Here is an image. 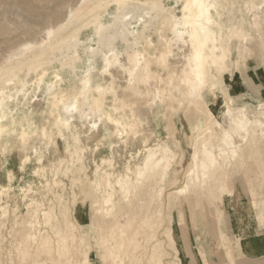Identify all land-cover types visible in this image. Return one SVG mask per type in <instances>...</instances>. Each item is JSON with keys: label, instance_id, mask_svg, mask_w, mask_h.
<instances>
[{"label": "rangeland", "instance_id": "obj_1", "mask_svg": "<svg viewBox=\"0 0 264 264\" xmlns=\"http://www.w3.org/2000/svg\"><path fill=\"white\" fill-rule=\"evenodd\" d=\"M110 1V14L106 16V21L111 20V14L117 7ZM78 2L0 0V73L4 72V67L44 48L49 41L48 35H45L49 27L56 31L69 13L77 9ZM255 2L263 5L258 9L260 12L249 11V0L223 1L220 13L211 8L215 18L224 24L221 34H229V37L222 39L216 52L220 54L224 49L218 63L211 61L212 55L208 57L203 83L194 90L192 84L197 80L193 74L185 72L192 44L186 36L185 41H174L169 48L164 47L156 29L158 10L149 11L143 25H139L137 19L133 20L139 29L147 21L156 22L138 45L148 65V72L142 76L131 79L129 70L133 65L126 50L127 44L121 39L113 43L121 51V61L108 71L102 72L105 66L102 58L99 55L94 57L93 88L87 94L79 92L82 84L72 68L89 67L83 48L79 52L84 59L75 65H63L62 59H58L45 66L43 73L39 70L28 74L25 69L17 73L14 85L23 90L18 95L12 91L15 97L9 100L8 115L2 122L6 126L0 130L2 201L8 194L10 196L6 216L11 215L17 205L24 204L21 195L29 185L37 191L32 195L41 200L45 196L43 200L48 206L47 198L52 191L60 189L57 182L63 180L61 182L66 181V188L62 198L71 222H67L69 224L61 242L65 251L58 258L57 255L50 258L48 253L57 246L54 239L47 242L38 254L34 253L33 244L37 240L33 241L34 238L24 242L23 247L16 248L22 233L14 230L11 235L8 232L10 223L6 222L1 229L5 239L0 242V264H84L86 253L89 254L90 264H102L105 260L108 264H176L178 259H185L183 264H189V261L191 264H264V141L258 145L259 152L249 147L245 140L240 142L244 147L243 156L228 168L225 179L231 193L219 189L214 196L203 194L194 202L191 189L187 188L186 193L176 192L178 188L185 187L190 178L187 171L192 166L191 155L197 147L195 143L203 138L214 141L225 129L233 128L229 116L222 112L225 106L231 110L247 108L248 112L264 107L262 86L257 85L264 81V1ZM163 4L172 7L178 16L183 15L182 1L163 0ZM92 33L93 28H85L80 37L86 45L97 46V36L93 40L87 39ZM163 34L171 35L168 27L164 28ZM27 45L30 48L18 54ZM206 50L211 52L208 48ZM23 79L26 82L24 86L21 83ZM51 83L61 86L65 96L54 97L49 92ZM98 85L103 90H98ZM71 94L76 95L79 107H65ZM220 95L222 101L219 100ZM82 113L87 116L83 117ZM65 116L70 119V128L78 130L79 134L83 132L80 138H84L81 144L88 174L92 175L95 162L103 158L111 159L114 171H123L128 162L134 164L141 159L147 142L157 141L174 152L172 163L182 160L181 168L168 182H163L161 195L155 194L157 189L148 195L149 199L139 194L142 188L135 197L133 193L138 207L132 213L121 216V226L112 229L92 219L95 215L90 206L92 199L84 192L90 187L85 186L84 189L80 184L71 187L65 174L64 170L68 172L72 169L69 168L71 159L63 152L66 141L59 133L60 127L68 136V130L61 124V118ZM261 119L264 121L263 116ZM61 157L65 158L62 165L56 163ZM51 163L54 170L49 166ZM55 170H63L64 174L58 172L57 177L52 176ZM54 178L61 179L55 181ZM48 183H53V186ZM48 186H51V191ZM5 187L9 188L8 192L3 191ZM151 195L156 197L150 198ZM219 196L221 199H216ZM55 208L56 214L59 207ZM110 208H115L113 211L117 209L116 206ZM148 213L151 214L148 220L139 219ZM53 219L41 218L39 230L42 234L50 230V224L55 222ZM126 219H131V223H126ZM150 225L156 226L153 229ZM168 230H171L174 241L169 237ZM149 234L154 236L151 241ZM157 241L161 242V246L153 250ZM29 245L33 249H29ZM68 245H73L72 251L68 250ZM26 247H29L27 252L24 251Z\"/></svg>", "mask_w": 264, "mask_h": 264}, {"label": "bare ground", "instance_id": "obj_2", "mask_svg": "<svg viewBox=\"0 0 264 264\" xmlns=\"http://www.w3.org/2000/svg\"><path fill=\"white\" fill-rule=\"evenodd\" d=\"M112 1L117 5V7L115 12L111 14V20L106 21V16L110 14L108 11V7L111 3L110 0H79L77 9L71 11L69 15L67 14V18L65 17L66 19L62 22V24H60L56 31L51 28L52 26L49 27L47 34H45L48 35L49 41L46 40L48 43L46 42L47 44L44 48L37 52L34 51V54L24 60L20 58V60L16 61L13 65L6 68L4 67V72L0 73V130L6 126V124H2V122L8 115L7 109L9 107V100L15 97L13 96L12 91L14 90L15 95H18L23 90V88H18V86L14 84L16 82V77H18L17 73L24 69L28 74L31 71L38 72L39 70L43 73L45 71V66L58 59H62L63 65H75L84 59L79 52V49L83 48L90 63L89 67L78 68L77 66H74L72 68L76 78L82 84L79 92L87 94L93 88L92 82L94 80V71L96 68L95 65H92V63H95L93 62L94 57L99 55L105 64L102 72L108 71L111 66L121 61V51L113 46L114 41L121 39L127 44L126 50L129 53V59L133 65V67L129 70L131 79H135L138 76L146 74L148 72V65L145 62L146 57L141 51H139L138 45L141 44L140 39L143 38L146 31L150 27L156 25L155 21L158 22L156 29L159 33V41L160 43L162 41V45L164 47L169 48L171 43L174 41H185L186 36L189 38L193 50L190 55L189 62L185 67V72L187 74H193L197 80L195 84H192L193 90L197 87V85H201L203 83L202 79L205 71V65L209 62L208 57L212 55L210 58L211 61L218 63L222 52H224L223 49L220 54L216 53L218 48H220L222 39H227L229 34H221L223 33L222 29L224 24L215 18L211 8H215L216 12L220 13V8L222 6L221 3L226 0H177V2L182 1L183 3V7L181 9L183 15L181 16L175 14L172 7L165 6L163 4V0ZM263 1L264 0H262V2ZM216 3H218V5H216ZM249 4L251 5L249 6V11L255 10L256 13L257 10L263 6L262 4H257L255 0H249ZM152 10H158V14L156 15L157 20L154 22L147 21L143 28L139 29V25H143L142 22L145 21V16ZM258 11L260 12V10ZM134 19H137V22H140L139 25L135 26L133 24ZM90 27L93 28V33L89 34L87 39L93 40L95 39L94 37L97 36V46L86 45L85 40H82L80 37L83 29ZM167 27L171 31V35L169 36L163 34L164 28ZM45 39L46 38H44V40ZM29 48L30 45L25 46L23 49L19 50L18 54L24 53ZM34 48L35 47L32 49ZM206 48L211 50V52L208 53ZM13 57H16V55ZM25 57H27V55ZM189 80L190 79L187 81ZM21 83L24 86L26 83L25 79L21 80ZM12 87H14V89H12ZM97 89L100 91L103 90L101 85H98ZM49 92H51L54 97L65 96V92L62 87L55 86L53 83L49 84ZM193 94L194 91L191 95ZM222 99L223 98L220 95L219 100L222 101ZM79 103L80 102L76 98V95L71 94L67 98L65 107L68 106V108H76L80 106ZM222 112H225V115L229 116L233 123V128L225 129L222 133L215 137L214 141H210L208 138H203L195 143L197 147H195V150L191 155L192 166L187 171V176L190 178H188L185 187L178 188L176 190L177 193H182L187 191V188L191 189L193 192L192 199L194 202L203 194H213L212 196H214L215 192L217 190L219 191V189L224 191L227 190L228 193H231L229 192L230 190L227 189L228 183L226 184L225 179L227 177L228 168L233 166L243 156L242 150L244 147L241 146L243 143L240 142L245 140L246 144H250L249 147L251 146L256 152H259L258 145L261 141H264V121L261 119V116L264 117V107L258 109L255 108L248 112L247 108L231 110L229 107L225 106ZM82 116L86 117L87 115L82 113ZM61 120V124H63L69 132L68 136L64 131H62V129H60V124L57 126L59 127L61 138L66 141V147L63 152H65L69 157H67L68 159H71V166H69V168H72L71 170L67 168L69 169L68 172L67 170H64L66 168L63 170L66 171L65 174L72 185L71 187L77 184H80V186L83 185L84 189L85 186L90 187L89 189L83 190L86 194L85 196L88 198L91 197L90 199H92L90 206H92L94 211L93 214H95L92 219L101 222L104 225L107 224L108 227H111L112 229H114V227L121 226V216L127 215L128 212L132 213L136 206L138 207L136 201L132 197L133 193L135 197L139 189L142 188V192L139 194H141L142 198H144L148 197V195L157 189V193L155 194L161 195L164 189L162 187L163 182H168L170 177L173 174H176L181 168L182 160L172 163L174 152L169 146L157 141L156 143L150 144L147 142L145 144L146 152L142 155L141 159L134 164L128 162L127 166L125 165V169H122L123 171H114L111 159L103 158L99 162H95L92 175L88 174L84 161V147L82 145L84 138H80L82 131L79 134L78 130L70 128L72 125H70L69 117L65 116L64 118H61ZM94 124L96 123L94 122ZM63 158L61 157L57 160V162L55 160V162L57 164L59 162L60 164L63 162ZM256 164L258 165V163ZM49 166L51 167L52 163ZM55 169L57 168L55 167ZM62 171L55 170L52 176H55L58 172L62 173ZM55 177H57V175ZM186 177L185 181L187 179ZM59 179L61 178H58V180ZM56 180L57 179H55V181ZM61 181L57 182L60 185V189H56L58 191H52V195L47 198L48 202L46 203H48V206H46L43 200L45 196L43 194H41V196H44L43 198L40 196L43 201L40 198H36V196L32 194H35L37 191L35 192L29 185V187L26 188L21 195V201H25L24 204L17 205V207L13 210V213L9 216L6 215L9 213L8 198L10 196L8 194L5 198L6 200L2 201L3 192L0 191V242L5 239L4 232L1 231V229L5 226V224H7L6 222L9 221L11 227L8 232L11 233V235L14 230L15 232L17 230V232L22 233L21 239L17 238L19 240L18 242L15 240L18 246L16 248L19 249L23 247L24 242L34 238L33 241L37 240L33 244L34 246H32L34 247V253L38 254L47 242L54 239L57 240V246L54 251L51 252V250H49L50 252L48 253L50 254V258L52 255H57V258L60 257L65 251V248L61 245V242L63 241L62 238L67 229L66 226L71 222L70 213L62 198L64 195L63 193H65L63 191H65L64 189L66 188V181H64V183ZM146 181H148L147 184L142 187ZM46 182H48V180ZM49 185L53 186V183H50ZM50 187L51 186H48L51 191ZM8 189V187H5L3 191L8 192ZM134 190H136V192H134ZM154 196L155 195H151L150 198H153ZM189 197L191 199V196ZM169 198L170 197L168 196V199ZM171 198L173 200V197ZM147 199H149V197ZM216 199L220 200L221 197L219 196V198ZM192 203L193 202H191V204ZM163 204H160V206L162 207ZM55 206L59 207V212L56 214L54 213V209L56 210ZM110 206H113V208L116 206L117 209L113 211L115 208L112 209ZM109 208L111 209L110 212ZM204 211L207 210L205 209ZM150 216L151 214L148 213L139 219H144L146 221L150 218ZM42 217L45 220H51L52 217L55 218L53 219L55 222L50 224V230H46L43 234L42 231L39 230V224H41L40 220ZM129 222L131 223V219H128L126 223ZM155 226L156 225H150L153 229ZM105 231H109V229ZM115 231L116 230H114V233ZM73 232L74 231H72V233ZM167 233L174 241L171 230H168ZM152 236L153 235L149 234L148 239L150 240V238L154 237ZM121 244L123 243L121 242ZM159 246H161V242L159 243L157 241L152 249L155 250ZM29 247H26L24 251L27 252V250L33 249L30 245ZM72 249L73 245H68V250L72 251ZM88 255L89 254L87 253L85 254L84 264H90ZM2 260L3 259H1V261ZM184 260L185 259H178L176 264H183L185 262ZM4 264L6 263L4 262ZM102 264H108V260H105ZM189 264H191L190 261Z\"/></svg>", "mask_w": 264, "mask_h": 264}, {"label": "crops", "instance_id": "obj_3", "mask_svg": "<svg viewBox=\"0 0 264 264\" xmlns=\"http://www.w3.org/2000/svg\"><path fill=\"white\" fill-rule=\"evenodd\" d=\"M257 85H259V86L261 85L262 86V87L260 86L262 88L261 89V93L264 95V81H261L260 83H257Z\"/></svg>", "mask_w": 264, "mask_h": 264}]
</instances>
